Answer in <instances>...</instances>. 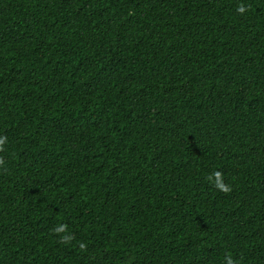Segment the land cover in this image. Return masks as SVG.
I'll return each mask as SVG.
<instances>
[{"label":"trees","instance_id":"16d2710c","mask_svg":"<svg viewBox=\"0 0 264 264\" xmlns=\"http://www.w3.org/2000/svg\"><path fill=\"white\" fill-rule=\"evenodd\" d=\"M0 138V264H264V0H0Z\"/></svg>","mask_w":264,"mask_h":264},{"label":"clouds","instance_id":"9594fccd","mask_svg":"<svg viewBox=\"0 0 264 264\" xmlns=\"http://www.w3.org/2000/svg\"><path fill=\"white\" fill-rule=\"evenodd\" d=\"M3 143H4V139L0 138V145H2ZM214 176L216 178L215 186L218 190H220L224 193H228L229 191H231V188L222 182L221 173L216 172V173H214ZM57 231H62V228L57 229ZM229 264H231V261H229Z\"/></svg>","mask_w":264,"mask_h":264}]
</instances>
